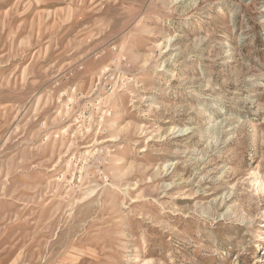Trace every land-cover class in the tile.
Returning a JSON list of instances; mask_svg holds the SVG:
<instances>
[{
  "label": "rangeland",
  "instance_id": "obj_1",
  "mask_svg": "<svg viewBox=\"0 0 264 264\" xmlns=\"http://www.w3.org/2000/svg\"><path fill=\"white\" fill-rule=\"evenodd\" d=\"M0 264H264V0H0Z\"/></svg>",
  "mask_w": 264,
  "mask_h": 264
},
{
  "label": "bare ground",
  "instance_id": "obj_2",
  "mask_svg": "<svg viewBox=\"0 0 264 264\" xmlns=\"http://www.w3.org/2000/svg\"><path fill=\"white\" fill-rule=\"evenodd\" d=\"M263 228V227H262ZM260 232H262V229H261V231Z\"/></svg>",
  "mask_w": 264,
  "mask_h": 264
}]
</instances>
